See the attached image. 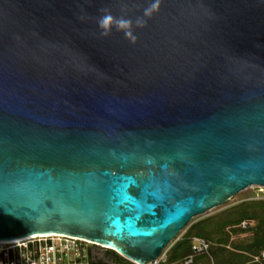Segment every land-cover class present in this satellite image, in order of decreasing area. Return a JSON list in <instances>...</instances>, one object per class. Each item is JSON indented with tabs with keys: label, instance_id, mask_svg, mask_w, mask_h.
<instances>
[{
	"label": "water",
	"instance_id": "obj_1",
	"mask_svg": "<svg viewBox=\"0 0 264 264\" xmlns=\"http://www.w3.org/2000/svg\"><path fill=\"white\" fill-rule=\"evenodd\" d=\"M0 0V241L78 237L149 264L264 186V0Z\"/></svg>",
	"mask_w": 264,
	"mask_h": 264
},
{
	"label": "trees",
	"instance_id": "obj_2",
	"mask_svg": "<svg viewBox=\"0 0 264 264\" xmlns=\"http://www.w3.org/2000/svg\"><path fill=\"white\" fill-rule=\"evenodd\" d=\"M243 220L247 221L245 227ZM194 237L204 238L209 247L185 263L194 253ZM263 251L264 198L243 199L191 223L169 247L167 262L160 264H264ZM90 264L109 263L94 260Z\"/></svg>",
	"mask_w": 264,
	"mask_h": 264
},
{
	"label": "built area",
	"instance_id": "obj_3",
	"mask_svg": "<svg viewBox=\"0 0 264 264\" xmlns=\"http://www.w3.org/2000/svg\"><path fill=\"white\" fill-rule=\"evenodd\" d=\"M241 225L245 227L247 221ZM90 245L98 246L87 240L62 235H35L12 241H0V264H90L88 252ZM101 247V246H99ZM209 242L201 237L193 238L192 249L185 263H191L195 253L206 251ZM103 248V247H102ZM264 257V251L261 254ZM255 256V260H259ZM167 260L166 251L149 264H160Z\"/></svg>",
	"mask_w": 264,
	"mask_h": 264
},
{
	"label": "clouds",
	"instance_id": "obj_4",
	"mask_svg": "<svg viewBox=\"0 0 264 264\" xmlns=\"http://www.w3.org/2000/svg\"><path fill=\"white\" fill-rule=\"evenodd\" d=\"M160 0H150V3L143 9L142 15L137 16L135 20L124 17L114 18L110 13L106 12L97 19V28L101 36H107L112 30L119 31L129 43L136 42V36L132 31L133 25L135 27H143L148 18L156 13L159 9Z\"/></svg>",
	"mask_w": 264,
	"mask_h": 264
},
{
	"label": "rangeland",
	"instance_id": "obj_5",
	"mask_svg": "<svg viewBox=\"0 0 264 264\" xmlns=\"http://www.w3.org/2000/svg\"><path fill=\"white\" fill-rule=\"evenodd\" d=\"M264 198V186L262 185H251L248 186L247 188L242 189L241 191H239L238 193H236L234 196H232L227 202L214 207L210 210H208L207 212H204L200 215H196L194 217L191 218V220L189 221V223L187 224V226L182 229L179 234L176 236L175 239H173L164 249V251H166L167 254V258H168V249L169 247L172 245V243L179 237L181 236V234L185 231V229L194 221H196L199 218L205 217L207 215L213 214L218 212L219 210L223 209L224 207H227L233 203L239 202L243 199H263ZM234 237H238V236H234ZM242 237V236H241ZM92 247V245H90ZM97 247L96 248V252L98 255V260L109 263V264H122L119 261H117V257L118 254L115 251L110 250V253L107 252L104 248L99 247V246H94ZM167 260L165 262L162 263H166Z\"/></svg>",
	"mask_w": 264,
	"mask_h": 264
},
{
	"label": "flooded vegetation",
	"instance_id": "obj_6",
	"mask_svg": "<svg viewBox=\"0 0 264 264\" xmlns=\"http://www.w3.org/2000/svg\"><path fill=\"white\" fill-rule=\"evenodd\" d=\"M96 248L97 247H94L93 245H92V247L90 246V248H89V252H88V257L90 258V261L92 262V261H97L98 260V255H97V252H96ZM105 249V248H104ZM107 252H109L110 253V250H107V249H105ZM103 262V261H102Z\"/></svg>",
	"mask_w": 264,
	"mask_h": 264
}]
</instances>
